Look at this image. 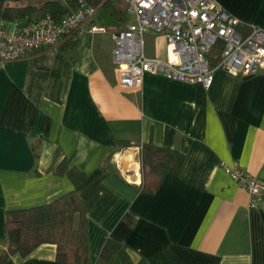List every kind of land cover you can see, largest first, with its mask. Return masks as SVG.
I'll return each instance as SVG.
<instances>
[{
  "label": "crops",
  "instance_id": "0c3cea01",
  "mask_svg": "<svg viewBox=\"0 0 264 264\" xmlns=\"http://www.w3.org/2000/svg\"><path fill=\"white\" fill-rule=\"evenodd\" d=\"M24 1L25 4H19ZM33 1L32 3H26ZM239 20V30L264 29V0H217ZM41 0H7L39 5ZM73 33L28 57L0 61V254L7 243V210L39 206L73 189L56 173L70 158L85 175L76 191L86 212L90 264L104 258L101 241L121 244L136 263L264 264V201L248 196L223 170L237 162L264 179V74L245 78L216 69L210 87L146 74L141 86L122 89L112 63L114 30L104 10ZM106 14L109 16L107 17ZM14 29L21 19L1 20ZM95 24L105 32H88ZM165 37L149 31L145 52L166 59ZM152 142L185 155L153 193L139 192L117 171L137 166L136 146ZM53 244L3 264H64Z\"/></svg>",
  "mask_w": 264,
  "mask_h": 264
},
{
  "label": "built area",
  "instance_id": "2783aa9c",
  "mask_svg": "<svg viewBox=\"0 0 264 264\" xmlns=\"http://www.w3.org/2000/svg\"><path fill=\"white\" fill-rule=\"evenodd\" d=\"M129 19L112 33V63L122 89L141 86L146 74L210 87L216 69L238 76L264 74V29L250 26L239 30V20L217 0H124ZM78 8L59 22L49 15L38 20L17 23L9 29L0 20V61L22 59L57 41L84 31V23L96 7L79 0ZM88 32H105V27L90 25ZM152 31L165 37L166 59L145 52V35ZM220 44L218 62L211 64L210 54ZM137 166L117 171L130 184L141 179L140 147ZM224 172L244 190L249 204L264 201V179L252 175L237 162L223 164ZM135 176L134 178H130ZM141 182V181H140ZM139 182V184H140Z\"/></svg>",
  "mask_w": 264,
  "mask_h": 264
},
{
  "label": "trees",
  "instance_id": "16d2710c",
  "mask_svg": "<svg viewBox=\"0 0 264 264\" xmlns=\"http://www.w3.org/2000/svg\"><path fill=\"white\" fill-rule=\"evenodd\" d=\"M78 1L45 0L39 5H10L7 0H0V20L21 19L19 23H24L49 15L54 21L59 22L66 14L78 8ZM85 1L90 6L102 8L119 25L126 22L127 4L124 0ZM219 53L220 44L216 45L210 54L212 65L218 62ZM129 146L140 147L141 182L136 186L139 192H155L163 176L167 172H179L185 159L181 151L159 146L151 141L143 144L118 141L115 152ZM56 173L65 175L71 181L73 189L46 204L6 211L7 243L0 254V264H3L10 255L18 254L24 257L46 243L55 246V257L59 262L90 264L85 229V205L76 191L85 181L86 175L70 158L63 159L57 165ZM99 253L104 258L117 254L121 260L120 264H148L144 259L134 263L124 247L110 238L101 241Z\"/></svg>",
  "mask_w": 264,
  "mask_h": 264
},
{
  "label": "rangeland",
  "instance_id": "374dc122",
  "mask_svg": "<svg viewBox=\"0 0 264 264\" xmlns=\"http://www.w3.org/2000/svg\"><path fill=\"white\" fill-rule=\"evenodd\" d=\"M41 1H45V0H41ZM26 2V1H25ZM32 3L33 1H27L26 3ZM19 4H25L24 1L22 3H19ZM32 4H37V3H32ZM103 13L105 14V12L103 10L100 11V14L103 15ZM107 17H109L107 14H106ZM164 45H165V41H164V38H161L159 40V42L157 43V52L159 51H162V49H164Z\"/></svg>",
  "mask_w": 264,
  "mask_h": 264
},
{
  "label": "water",
  "instance_id": "95a60500",
  "mask_svg": "<svg viewBox=\"0 0 264 264\" xmlns=\"http://www.w3.org/2000/svg\"><path fill=\"white\" fill-rule=\"evenodd\" d=\"M250 77V76H249ZM245 78H248V77H245Z\"/></svg>",
  "mask_w": 264,
  "mask_h": 264
},
{
  "label": "bare ground",
  "instance_id": "6f19581e",
  "mask_svg": "<svg viewBox=\"0 0 264 264\" xmlns=\"http://www.w3.org/2000/svg\"><path fill=\"white\" fill-rule=\"evenodd\" d=\"M130 169H131V167H130Z\"/></svg>",
  "mask_w": 264,
  "mask_h": 264
}]
</instances>
